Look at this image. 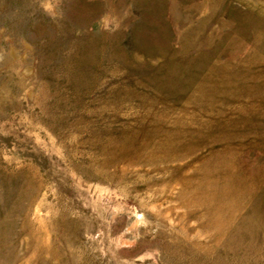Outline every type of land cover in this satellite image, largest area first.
I'll use <instances>...</instances> for the list:
<instances>
[{"label": "rangeland", "instance_id": "obj_1", "mask_svg": "<svg viewBox=\"0 0 264 264\" xmlns=\"http://www.w3.org/2000/svg\"><path fill=\"white\" fill-rule=\"evenodd\" d=\"M0 264H264V0H0Z\"/></svg>", "mask_w": 264, "mask_h": 264}]
</instances>
